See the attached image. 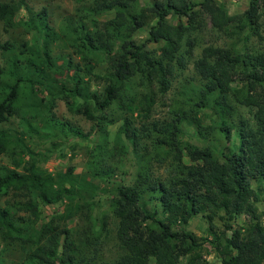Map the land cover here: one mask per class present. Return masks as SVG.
I'll return each instance as SVG.
<instances>
[{"label":"trees","instance_id":"trees-1","mask_svg":"<svg viewBox=\"0 0 264 264\" xmlns=\"http://www.w3.org/2000/svg\"><path fill=\"white\" fill-rule=\"evenodd\" d=\"M132 2L95 0L88 12L113 14L101 31L90 29L83 18L64 24L65 41L79 63L67 53L52 55L51 44L59 34L49 25L45 7L33 11L23 0L0 1L3 27L20 26L30 34L18 44L1 45L6 63L0 66V122L18 116L23 127L19 134L48 141L68 136L88 140L79 127L54 116L55 99L95 126L112 121L107 114L111 106L125 115L146 117L155 90L165 92L176 69L184 65L179 48L185 30L205 12L217 30L247 27L260 43L249 52L208 45L193 61L199 83L188 96L189 111L208 109L224 146L181 142L178 124L172 120L159 144L176 160L173 175L152 179L141 168L132 184L125 185L113 179L118 165L106 160L116 149L123 154L130 145L136 149V128L125 116L112 145L103 132L87 141L83 173L74 172L71 165L48 172L37 166L38 152L13 130L0 128V154L27 155L21 171L0 165V238L27 245L23 264H95L94 247L93 256L85 259L87 246L98 244L112 216L120 249L113 264H180L184 256L185 264H201L204 244L221 264H263L264 223L251 182L264 192V0H248L240 14H228L216 0H160L137 9ZM22 9L28 16L19 18ZM138 29H146L148 37L135 40L132 35ZM156 42V49L148 46ZM101 61L103 70L94 72ZM93 78L100 81L95 89ZM231 100L250 110L249 121L232 118ZM182 155L189 164L181 162ZM102 193L107 198L104 204ZM8 195L11 200H3ZM54 203L61 209L41 222L39 207ZM240 214L248 219L233 228L232 221ZM196 215L208 224L207 235L201 238L185 229ZM75 216L83 225L77 234L67 225ZM215 220L222 223L220 231L213 228ZM0 264L13 263L0 259Z\"/></svg>","mask_w":264,"mask_h":264},{"label":"rangeland","instance_id":"rangeland-1","mask_svg":"<svg viewBox=\"0 0 264 264\" xmlns=\"http://www.w3.org/2000/svg\"><path fill=\"white\" fill-rule=\"evenodd\" d=\"M0 1H16V0H0ZM33 11L40 7H45L47 10V20L51 28L59 34V38L51 44L52 55L67 53L72 61L81 60L77 58L73 48L65 41L66 32L64 24L75 23L79 18H83L90 29L103 30L105 22L113 17L111 12L106 14L94 15L88 12V8L94 6L95 0H23ZM155 1L160 0H133L132 6L135 9L150 5ZM222 4L228 14H240L248 5V0H216ZM133 8V7H132ZM88 15V16H87ZM19 18L28 16L25 10H20ZM91 20H88L90 19ZM185 23V18H181ZM185 30L179 48V54L182 55L184 65L180 69H176L173 78L171 79L168 89L159 93L155 90V97L151 105L148 115H125L122 111L111 106L107 110L108 117L111 122L104 123L102 126H95L92 121L86 119L82 114H74L67 110L64 102L60 99H55L52 111L54 116L62 121H67L70 124L77 126L82 132L86 133L88 140H96L98 133H105V139L112 145L117 139V128L122 122V117L125 116L136 128L137 145L133 150L131 145L128 152L123 154L117 149L115 153L109 152L106 160L107 163H116L118 168L114 171L113 179L125 185H130L134 181L137 171L141 168L147 170L152 179L168 180L174 173L176 160L172 153L164 148V145L159 144L160 138L164 135L166 127L171 125L172 120H175L179 127V140L187 142L198 147H215L222 148L224 140L219 132L218 124L210 118L209 110L204 109L200 112H192L190 110L189 94L198 85V76L193 68V61L199 56L203 47L211 45L216 47H234L242 52H249L260 47L257 38L252 35L247 27L241 28L239 25L228 26L224 30H217L212 27L209 17L205 12H200L194 19V22ZM65 35V36H64ZM133 38L137 41L148 37L146 29H138L133 33ZM30 34H25L20 26L12 28H4L0 22V66L6 63V52L1 48L4 42L18 44L21 41L28 40ZM150 48L156 49L158 43H149ZM105 64L99 62L95 65L94 72L100 73ZM131 85L135 86V80H132ZM100 86V81L96 78L91 80V89ZM233 106L232 118L237 121L238 118L248 120L251 118L250 110L242 105L230 101ZM0 128L10 129L20 136L24 143L31 150L38 152L37 166L54 172L62 169L66 165L74 167V172H84V161L87 156L88 140H78L68 136L66 138L54 137L51 141L38 138L34 134H19L23 130L22 124L18 116H10L6 121L0 122ZM232 128V127H230ZM232 133V129L230 130ZM164 132V133H163ZM117 151V152H116ZM14 158V160H12ZM27 159L24 152H18L14 155L8 153L0 154V165L14 168L21 171ZM181 162L189 164L190 161L186 155H182ZM96 181V180H95ZM99 186H105L103 183H98ZM109 184L106 185L107 190ZM254 190L258 192V200L256 202L257 210L261 214L262 222L264 223V192L257 189L255 181L251 182ZM108 194V191L105 192ZM103 200L100 204H104L107 198L102 193ZM106 196V195H105ZM3 200H11L8 196H4ZM2 203V202H1ZM61 209L59 203L48 204L39 207V220L46 222L50 218L52 211ZM19 215H27L26 212L18 211ZM67 222L72 232L75 234L82 232L83 225L81 220L76 218ZM248 217L240 214L232 221V227L237 228L246 222ZM61 225L62 222H59ZM207 222L200 215L189 218L185 229L195 234L198 238L207 235ZM213 228L216 231L222 229V223L219 220L213 222ZM229 233V231H228ZM204 249L201 251L203 262L201 264H221L217 254L212 251L207 244H204ZM95 248V264H113L114 259L119 255L120 249L115 238V218L111 216L105 231L99 238L98 244L87 246L88 251L85 252V259L92 257ZM27 245L21 244L17 240L0 238V259L13 264H23L25 250ZM84 255V253H82ZM187 256L181 257L180 264H185ZM90 262V260H89ZM93 260L90 262L92 263ZM264 264V261H263Z\"/></svg>","mask_w":264,"mask_h":264}]
</instances>
